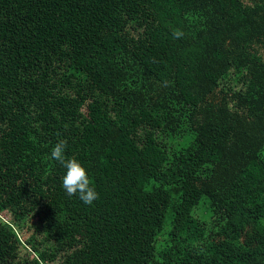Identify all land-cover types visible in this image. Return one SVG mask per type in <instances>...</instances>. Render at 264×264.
<instances>
[{"label": "trees", "instance_id": "16d2710c", "mask_svg": "<svg viewBox=\"0 0 264 264\" xmlns=\"http://www.w3.org/2000/svg\"><path fill=\"white\" fill-rule=\"evenodd\" d=\"M0 264H264V0H0Z\"/></svg>", "mask_w": 264, "mask_h": 264}, {"label": "clouds", "instance_id": "9594fccd", "mask_svg": "<svg viewBox=\"0 0 264 264\" xmlns=\"http://www.w3.org/2000/svg\"><path fill=\"white\" fill-rule=\"evenodd\" d=\"M174 35L179 38L182 33L177 32ZM66 147L67 141L61 139L53 146L51 151V158L62 164L66 169L62 186L69 196L78 194L83 203L91 205L99 199V193L91 186L92 181L84 165L75 157L66 158Z\"/></svg>", "mask_w": 264, "mask_h": 264}]
</instances>
